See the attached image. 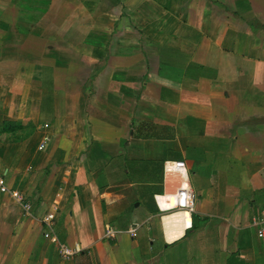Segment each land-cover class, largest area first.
<instances>
[{
    "label": "crops",
    "instance_id": "0c3cea01",
    "mask_svg": "<svg viewBox=\"0 0 264 264\" xmlns=\"http://www.w3.org/2000/svg\"><path fill=\"white\" fill-rule=\"evenodd\" d=\"M5 121L0 264H264V0H0Z\"/></svg>",
    "mask_w": 264,
    "mask_h": 264
},
{
    "label": "built area",
    "instance_id": "2783aa9c",
    "mask_svg": "<svg viewBox=\"0 0 264 264\" xmlns=\"http://www.w3.org/2000/svg\"><path fill=\"white\" fill-rule=\"evenodd\" d=\"M48 126V125H47ZM46 126V127H47ZM49 137L47 135L43 136L39 148L45 149L48 144ZM175 166L179 170L186 169V163L184 161H175ZM0 191L9 194L12 196L18 204L25 210L26 213L30 212L31 204L26 201V197L18 191L12 190L5 182L3 177H0ZM176 207L185 209L186 211L193 213L196 209V194L188 186H184L177 189V200ZM44 222L47 224L48 229L44 233L45 238L51 239L58 246V252L62 259L73 258L80 249L72 248L69 245L60 241L58 235L54 232V219L46 217ZM252 223L258 226L257 234L258 237L264 241V210L259 214L255 215L252 218Z\"/></svg>",
    "mask_w": 264,
    "mask_h": 264
},
{
    "label": "trees",
    "instance_id": "16d2710c",
    "mask_svg": "<svg viewBox=\"0 0 264 264\" xmlns=\"http://www.w3.org/2000/svg\"><path fill=\"white\" fill-rule=\"evenodd\" d=\"M23 126L19 122H9L5 121L4 125L0 127V133H5V132H14L18 129H21Z\"/></svg>",
    "mask_w": 264,
    "mask_h": 264
},
{
    "label": "rangeland",
    "instance_id": "374dc122",
    "mask_svg": "<svg viewBox=\"0 0 264 264\" xmlns=\"http://www.w3.org/2000/svg\"><path fill=\"white\" fill-rule=\"evenodd\" d=\"M26 134V133H25ZM30 143V142H29ZM30 145V144H29ZM29 145H27V148L29 147ZM173 157V156H172ZM192 181L194 182V178L192 176ZM138 201L135 202V204L137 203ZM196 208H197V199H196ZM196 210V209H195ZM197 219V218H196Z\"/></svg>",
    "mask_w": 264,
    "mask_h": 264
}]
</instances>
